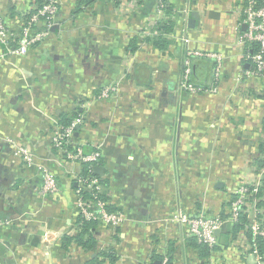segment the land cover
I'll use <instances>...</instances> for the list:
<instances>
[{
  "label": "crops",
  "instance_id": "obj_1",
  "mask_svg": "<svg viewBox=\"0 0 264 264\" xmlns=\"http://www.w3.org/2000/svg\"><path fill=\"white\" fill-rule=\"evenodd\" d=\"M121 1L61 0L49 35L24 55L13 52L15 43H0V222L9 223L0 227V264H156L164 256L168 264H254L241 251L246 235H230L232 222L215 231L210 251L176 219L179 212L226 219L234 190L258 186L264 173L255 165L264 142L263 84L244 74L251 49L239 43L243 1L170 0L173 14L151 27L156 31L168 17L175 22L163 50L140 35L155 21V0L131 12ZM36 4L0 0V16L19 33ZM193 11L199 17L190 27ZM187 49L219 56L214 90L180 87ZM128 51L134 59L126 63ZM214 63L209 56L193 59V80L211 84ZM116 81L114 98H93ZM79 114L75 140L89 152L100 150L102 191L111 211L125 215L122 225L94 226L91 248L73 237L80 233L75 177L81 168L59 156L49 139L54 125ZM16 147L30 150L34 163L16 156ZM40 166L55 177L54 194H39Z\"/></svg>",
  "mask_w": 264,
  "mask_h": 264
},
{
  "label": "built area",
  "instance_id": "obj_2",
  "mask_svg": "<svg viewBox=\"0 0 264 264\" xmlns=\"http://www.w3.org/2000/svg\"><path fill=\"white\" fill-rule=\"evenodd\" d=\"M146 0H122L120 8L126 12L135 11L139 8L140 4ZM242 13L243 23L246 25V29L242 32L239 43L248 47V49L255 47L254 53H247V60L251 62L249 69L245 70L244 74L250 78L264 79V0H242ZM61 0H43L42 5H36L34 9L26 14L23 25L19 30V33L10 30L3 18L0 16V43L10 45V42L15 43V49L13 52L18 55H24L30 46H33L43 41L50 33V28L56 23V15L58 13ZM156 13L155 21L153 25H146L141 30V37L144 39L150 38L157 33L151 29L157 20L166 17V8L170 3V0H155ZM41 22L42 27L38 28L37 23ZM201 56H209L215 59L214 78L219 79L221 61L218 55L213 53H206L199 50L187 49L184 62L182 77L180 80V87L188 92L202 93L212 91L215 89V85L208 88H202L196 86L190 82L191 75V62L193 59ZM134 59L133 52L128 51L126 53L127 61ZM120 81L104 84L100 87L98 93L94 95V99L98 102H105L116 96L119 91ZM83 124V118L79 114L68 124L54 125L50 132V145L54 148L59 156L64 160L75 163L78 167L82 168L84 164H88V169L91 170L98 163L101 157L100 150L95 147L90 152H85L84 144L77 142L75 137L76 129L79 125ZM14 154L23 159L28 164H33L34 159L30 150L24 147H16ZM42 170V185L38 192L42 195H50L57 192L58 187L55 177L47 170L40 166ZM262 177V175H261ZM77 187L75 189L76 199L75 205L78 213L87 220H97L100 224L108 226L122 225L124 222V213L120 211H110L107 209V201L100 199L96 196V193L102 191V187L97 176L87 177L81 176L79 173L76 175ZM250 186L252 189L250 190ZM82 187H87L95 193L94 198H83ZM257 185H251L249 183L241 184L234 190L236 198L230 202L227 212V218L217 214L213 216L195 215L190 216L185 213H178L176 219L179 223L186 227V234L188 237H193L200 244L208 246L210 251L214 250L217 244L215 237V231L220 229L221 225L226 222H232L238 220L240 212L248 213L250 217L249 228L254 238L260 237L264 244V206H257L256 203L261 198H256L255 193L257 191ZM263 213L262 217H257L258 213ZM8 222H0V227ZM241 246V245H239ZM242 252H247L254 256V264H264V254L259 251L257 246L248 242V239L244 240L241 248ZM167 257L164 256L159 264H166ZM144 264H153L151 261H146Z\"/></svg>",
  "mask_w": 264,
  "mask_h": 264
},
{
  "label": "trees",
  "instance_id": "obj_3",
  "mask_svg": "<svg viewBox=\"0 0 264 264\" xmlns=\"http://www.w3.org/2000/svg\"><path fill=\"white\" fill-rule=\"evenodd\" d=\"M36 1V5L38 6H41L42 5V2L43 0H35ZM81 3L82 2H78L77 4V8H79L81 6ZM173 4L170 2L166 8V15H170V14H173ZM25 21H26V18H25ZM41 23V22H40ZM175 25V22L173 20H171L170 17H168L166 20H163V21H160L157 23V27H156V31L157 33L155 35H152L149 39V42L152 43V45L155 47V48H158V49H166L169 45H170V41H168L165 37L164 34L166 33H169L173 30V27ZM38 28L42 27V23L41 25H37ZM17 34V32H16ZM134 43V42H133ZM132 43V44H133ZM130 44V46L132 47L131 49L135 48L134 46L135 45H132ZM251 49V52L254 53L255 52V47H252L250 48ZM215 66V63L213 64V67ZM212 76H213V82L211 84H199L197 83V81L195 82L192 78V76L190 75V82L193 83L194 85L196 86H201L202 88H208L210 87V85H215L218 80L214 78V71H212ZM262 81V84H263V89H262V92L261 94L259 95V97L262 99L263 103H264V79H261ZM75 115V114H74ZM72 117H69V118H64L62 120V123L63 124H68ZM261 130L262 132H264V115L262 117V121H261ZM74 139H76L74 137ZM84 150L85 152H89L90 150V146H87V145H84ZM260 151H261V156H259L256 160H255V165L257 167H262L264 166V142H261V145H260ZM81 176L83 177H87L88 175L90 176H97L99 178V176L95 173V170H94V167L89 170L88 169V164H84L83 167L81 168V171L79 173ZM100 179V178H99ZM102 183V182H101ZM104 183H106L104 181ZM82 196L83 198H94L95 196V193L92 192L91 189L87 188V187H82ZM252 189V186H250V190ZM96 196H98L100 199H103V200H106L107 198L105 197V194L103 193V191L99 192V193H96ZM264 196V173L262 174V177H261V180H260V184L258 185L257 187V191L255 193V197L256 198H261ZM236 198V194L233 192L230 196V199L228 200V203L230 204V202ZM256 205L259 207V206H264V199H260L257 201ZM107 209L111 211V209H113V207L108 203L107 204ZM227 215V214H226ZM263 213H258L257 214V217H262ZM224 216V215H223ZM250 217L248 216V213L246 212H240L239 215H238V220L235 221L231 227V236L232 238H235L236 234L239 233V232H243L247 239H248V242L250 244L254 243L257 248L259 249V251H261V253L264 254V244H263V241L261 240L260 237H257V238H254L251 234V231H250V228H249V223H250ZM100 223L97 221V220H87L85 219L81 213H78L77 214V218L75 220V227L76 229L78 230V234L77 236H73L74 239H75V242H77L79 245L85 247V248H91L94 246L95 244V239L91 236L90 234V230L92 228H94V226H97L99 225ZM85 234L88 235V238L87 239H84L85 237ZM84 237V238H83ZM64 240L66 241H70L72 240L71 237H68L66 235V238H64ZM216 247V246H215ZM214 247V248H215ZM215 250V249H214ZM113 253L109 254V253H103L104 256H106L108 258V260L110 261H114L115 260V255H112ZM169 263V261L167 262V264Z\"/></svg>",
  "mask_w": 264,
  "mask_h": 264
},
{
  "label": "water",
  "instance_id": "obj_4",
  "mask_svg": "<svg viewBox=\"0 0 264 264\" xmlns=\"http://www.w3.org/2000/svg\"><path fill=\"white\" fill-rule=\"evenodd\" d=\"M198 17H199L198 12L193 11V12L191 13V16H190V19H189V23H188V25H189L190 27H194L195 22H196V20L198 19ZM52 28H53V27H52ZM243 28H246V25H245V24L243 25ZM77 128H78V127H77ZM94 170H95V173H96V174H101L103 169H102L101 166H95ZM156 264H159V262H157Z\"/></svg>",
  "mask_w": 264,
  "mask_h": 264
}]
</instances>
